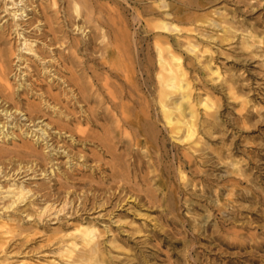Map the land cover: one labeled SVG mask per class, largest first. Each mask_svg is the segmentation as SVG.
Listing matches in <instances>:
<instances>
[{"label": "rangeland", "instance_id": "1", "mask_svg": "<svg viewBox=\"0 0 264 264\" xmlns=\"http://www.w3.org/2000/svg\"><path fill=\"white\" fill-rule=\"evenodd\" d=\"M58 1L61 9L62 0ZM101 1L93 0L92 5L105 2ZM108 3L120 15V29L133 37L131 56L142 63L147 55L156 58L154 44L159 37L166 38L161 40H167L180 58L192 86L193 105H197V142L171 139L157 122L154 139L147 140L148 148L129 146L122 138L105 151L97 141L108 126L102 119L103 104L95 102L97 99L74 104L65 100L57 82L25 76L50 106L46 108L30 92L0 105V112L11 109L12 114L15 108L21 112L12 114L10 120L0 113V129L7 126L0 132V208L8 202L1 192L16 174L22 173L15 181H25L33 193L13 214V223L26 231L5 247L0 262L7 263L0 264H70L59 258L58 245L45 246L44 242L62 232H73L79 223L93 226L100 234L93 264H264V0ZM155 3L163 8L151 11ZM162 12L169 14L165 20ZM47 15H52L50 10ZM32 16L20 20L25 36L34 34L36 24L27 28ZM1 18L0 26L10 20L0 10ZM38 19L46 31L44 19ZM213 20L228 30L215 26ZM161 21L182 31L163 34L155 28ZM87 31L95 34L90 28ZM8 40L14 49L22 42L14 34ZM36 44L41 47L40 41ZM95 50L92 55H86L91 51L84 53L87 57L80 53V60L103 77L105 69ZM25 59L31 75L33 70L41 71L29 55ZM78 71L66 66L61 76L68 80ZM133 72L140 81L139 68ZM15 74L16 70L9 75L13 86L18 82ZM110 81L120 84L116 78ZM204 103L218 118V126H205V120L211 118L205 115ZM80 106L90 117H83ZM29 112H35V123L24 120ZM37 125L45 129V141L37 142ZM49 152L51 159L45 157ZM117 173L123 178V192L133 189L141 197L122 201L108 218L102 216L108 196L103 189L116 188L119 183L112 179ZM67 190L75 205L78 198L89 197L93 210L58 217L48 213L38 225L33 219L36 211L47 199L58 205L62 200L54 198L60 199ZM33 199L36 206L29 207ZM20 211L33 220H22ZM26 236L30 240L24 243Z\"/></svg>", "mask_w": 264, "mask_h": 264}, {"label": "bare ground", "instance_id": "2", "mask_svg": "<svg viewBox=\"0 0 264 264\" xmlns=\"http://www.w3.org/2000/svg\"><path fill=\"white\" fill-rule=\"evenodd\" d=\"M102 1L105 2L103 4L97 2L98 4L95 7L94 4L92 5L93 0L92 2H87V0H62V8L60 9L61 6H58V0H0V10L10 17L9 21L0 26V105L2 103L4 105L8 104L23 92L37 95L25 76L31 78L34 76L36 81L42 76L49 79V83L57 82L56 84L63 91L65 100H72L74 104L81 105L97 99L98 101L95 100V102L99 105L103 104L102 119L108 126L103 127V135L97 138V141L99 147L105 151L110 148L113 149V141L121 142L122 138H126L129 146L139 147L144 145L148 148L147 140L154 139L153 135L156 128H158L156 127L158 126L156 125L157 122L163 124L166 134L171 139L178 140L183 137L184 141L195 144L199 132L196 129L199 124H197V105H193L194 101L191 98L192 86L180 58L175 55L168 42H166L167 40H161L166 38L159 37L156 38L158 42L156 41L154 44L158 53L156 58L147 55L142 63L139 58L131 56L132 53L130 54L129 51L132 48L131 44H133L132 35L125 29H120L119 25L122 24L120 15L116 9L109 7L108 2L119 3L123 1L128 3L132 0ZM160 4L155 3V5H152L151 11L162 9L163 7ZM80 6H82V9ZM69 7L72 8L75 15L69 13ZM30 8L31 10H28ZM49 10L52 15L46 17ZM31 14H33L32 19L30 21L26 19L25 21H28L27 28L36 24L34 34L25 36V30L22 29L20 20ZM160 14L163 16V20H165V16L169 15L167 12ZM38 17L44 19L46 31L40 25L42 20ZM219 23V20H213L215 26H219ZM219 27L224 31L228 30L224 26ZM87 28L94 30L95 34L91 36ZM155 28L163 34L182 31L174 26H168L165 21L159 22ZM13 34L17 39L22 40L16 49L11 46L8 40ZM39 41L41 47L38 48L36 42ZM94 50L97 51L95 53H100L98 54L100 56L98 58L100 59L99 65L105 69L103 77L90 71L85 66V61L80 60V53H83L84 56V53L91 51L90 54L86 55H92ZM188 50L190 49L188 48ZM193 50L195 49L193 48ZM25 55H29L39 63L40 72L33 70L34 74L31 75V69L26 63ZM66 66L78 68L77 76L74 77L72 74V77L68 80L61 76ZM137 67L141 72L140 81L133 72V69ZM15 70V77L17 76L18 82L13 86L10 83L9 75ZM26 72H28V75H26ZM110 78L118 79L120 84L111 82ZM36 98H39L41 104L49 108L50 105L46 99L40 98L38 95ZM203 106L205 115L211 118L205 120V126H218L215 122L218 118L214 113L209 112V105L204 103ZM80 108L83 117H90L88 111L83 110V106H80ZM1 112H4V116L9 120L12 114H16V112L21 114L18 108H15L12 114L11 109L10 111L6 109ZM34 113L29 112L24 120L29 124L35 123ZM6 127L2 126L0 132L4 131ZM35 127L39 128L40 126ZM127 130H129V133ZM38 132L37 142L40 139L41 142L45 141L47 138L45 129L40 127L35 133ZM30 148L31 146L27 147V149ZM62 152H65V149ZM45 157L51 159L53 154L49 152ZM49 173H53L52 169ZM115 174H113L112 182L119 183L116 188L110 186L103 189V193L108 194V196L103 204L106 205V209H104L102 216H108V218L110 217L108 213L113 214L112 211L118 208L122 201L133 197L136 200V198L141 197V194L133 189H129L128 192L124 193L121 189L122 185H120L123 178L118 173ZM20 175L22 173L13 176L14 178L10 181L7 189L1 192L4 194L1 198H6L8 202L0 208V254L4 252L5 247L10 244L11 240L13 241L15 237L21 236L26 231V229L19 228L17 224H14L16 221L13 220L14 212H18L22 204L25 206L27 200L33 197L32 191L25 186V181L19 183L18 180L15 181ZM71 194L67 190L60 199L54 198L55 200H62L59 201L58 205H56V202H50L51 199H47L43 206L36 211L33 218L35 222L38 225L41 222L43 223L44 215L48 213L54 217L63 214L72 216L91 211L95 207L94 204L90 203L89 197L86 198V196L83 200L78 198L77 205H75L73 199H71ZM28 206L35 207V199L31 200ZM23 213H21L23 215L22 220L26 219V222L30 223L32 215ZM82 224L79 223L74 226L71 233L62 232L60 237L47 238L44 245H58L57 254L66 263L93 264L95 255L98 252L97 237L100 234L93 226L87 224L83 227ZM103 233L105 234V231ZM37 234L35 233L34 236ZM29 240L28 236L23 239L24 243ZM44 245L42 244V247ZM5 262L1 260L0 263Z\"/></svg>", "mask_w": 264, "mask_h": 264}]
</instances>
